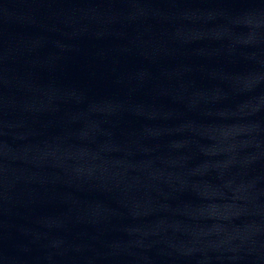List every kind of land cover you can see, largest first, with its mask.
<instances>
[{
    "label": "water",
    "instance_id": "obj_1",
    "mask_svg": "<svg viewBox=\"0 0 264 264\" xmlns=\"http://www.w3.org/2000/svg\"><path fill=\"white\" fill-rule=\"evenodd\" d=\"M0 264H264V0H0Z\"/></svg>",
    "mask_w": 264,
    "mask_h": 264
}]
</instances>
